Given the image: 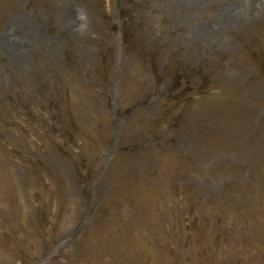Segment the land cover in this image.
Here are the masks:
<instances>
[{
  "label": "rangeland",
  "instance_id": "374dc122",
  "mask_svg": "<svg viewBox=\"0 0 264 264\" xmlns=\"http://www.w3.org/2000/svg\"><path fill=\"white\" fill-rule=\"evenodd\" d=\"M0 264H264V0H0Z\"/></svg>",
  "mask_w": 264,
  "mask_h": 264
}]
</instances>
